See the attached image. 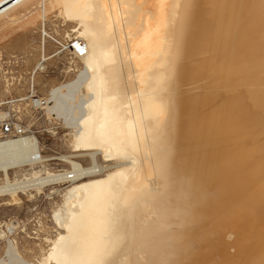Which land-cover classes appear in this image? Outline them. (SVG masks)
<instances>
[{"label": "bare ground", "instance_id": "1", "mask_svg": "<svg viewBox=\"0 0 264 264\" xmlns=\"http://www.w3.org/2000/svg\"><path fill=\"white\" fill-rule=\"evenodd\" d=\"M53 1L83 45L73 153L26 167L38 137L0 143L12 203L70 174L38 264H264V0H0V20Z\"/></svg>", "mask_w": 264, "mask_h": 264}, {"label": "rangeland", "instance_id": "2", "mask_svg": "<svg viewBox=\"0 0 264 264\" xmlns=\"http://www.w3.org/2000/svg\"><path fill=\"white\" fill-rule=\"evenodd\" d=\"M28 10L32 12L26 13ZM15 12L20 13L17 16ZM14 15V20H0V101L24 96L32 89L31 84L33 92L42 97H48L50 90L60 91L62 98L53 109L60 112L65 126L55 115L47 118L44 111L34 116L29 110L20 109L13 114L28 121L34 129L40 128L38 136L43 154H71L68 142L71 126L81 115L80 93L85 76L81 58L76 48L72 49L73 44L81 40L74 31L77 26L59 15L54 1L45 2L41 8L33 2L26 9H16ZM73 160L83 166L89 164L87 156H77ZM97 160L113 165L100 155ZM48 168L69 170L70 165L52 160ZM68 185H53L52 189L46 186L53 190L49 195L46 190L44 194L31 189L17 192V203H12L8 195L0 196V264H38L48 248L47 239L56 232L52 209L60 203L61 194ZM28 192L34 197H28Z\"/></svg>", "mask_w": 264, "mask_h": 264}, {"label": "built area", "instance_id": "3", "mask_svg": "<svg viewBox=\"0 0 264 264\" xmlns=\"http://www.w3.org/2000/svg\"><path fill=\"white\" fill-rule=\"evenodd\" d=\"M75 51L78 55H80L81 52H83V45L78 46ZM48 104H50V101L47 98L38 96L31 90L24 96L0 101V143L9 139H16L20 137H29L33 139L38 137L39 139L38 132L40 128L34 129V127L28 121L14 115L13 113L14 110L18 111L20 109H27L35 116L44 111V108ZM43 130L46 132L48 131L46 128ZM41 146L43 147V145ZM40 153H43L42 148H40L39 152L35 154L34 157H32L31 161L28 162L26 167L36 165L39 162ZM69 178V173L62 174V177L59 178V182L55 184H68Z\"/></svg>", "mask_w": 264, "mask_h": 264}]
</instances>
